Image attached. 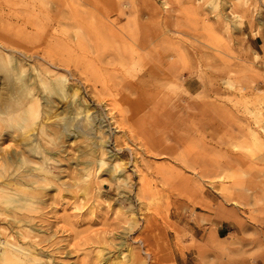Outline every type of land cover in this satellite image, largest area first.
Returning a JSON list of instances; mask_svg holds the SVG:
<instances>
[{
    "label": "rangeland",
    "instance_id": "374dc122",
    "mask_svg": "<svg viewBox=\"0 0 264 264\" xmlns=\"http://www.w3.org/2000/svg\"><path fill=\"white\" fill-rule=\"evenodd\" d=\"M228 1L0 0V50L70 69L71 52L84 50L85 75L72 81L91 109L93 91L106 101L116 153L97 167L83 121L70 126L83 134L66 139L63 159L0 137L25 158H0L4 179L24 182L0 196V264H264V139H251V129L264 136V0L244 12ZM132 51L141 56L131 61ZM2 82L3 70L0 106ZM24 111H0L13 140L37 127Z\"/></svg>",
    "mask_w": 264,
    "mask_h": 264
},
{
    "label": "bare ground",
    "instance_id": "6f19581e",
    "mask_svg": "<svg viewBox=\"0 0 264 264\" xmlns=\"http://www.w3.org/2000/svg\"><path fill=\"white\" fill-rule=\"evenodd\" d=\"M215 3L216 2L214 1V4ZM77 6H79V4ZM246 6H247V0H241L240 6H239L240 10L243 12L246 11ZM199 8H200L199 9L200 11H204L202 10L201 7ZM194 9L196 10V8ZM155 10L156 8H153V11ZM230 11L234 13L236 10L231 7ZM76 49L74 50V52L73 51L71 52L72 59H73L72 60L73 62L71 63L72 69L69 68L68 64L62 62L59 59H57V61L55 62H52L53 60L51 59V61L48 64L39 63V62L32 64V63H27L24 61L27 58H32V54L30 53L28 54L27 52H21V51H18L17 49L9 50V48L7 50L3 48L0 50V72L3 70V78H4V82H2L1 89H6L8 90V92H10V95L7 98V100L3 101L2 103L3 106H0L1 113L4 114L5 116V114L7 113L6 109L8 108V106L22 105L25 108V111L27 114L30 113L31 115L37 118L35 120L37 127H32V125H29L30 128L25 127L24 129L20 130L18 134V136L20 137V140H18V138L17 139L15 138V140H18L19 143L18 142L16 143V141L13 140V134L3 131V129L1 128H0V137L7 138L6 136L8 135L9 137H12L10 141L12 142V146H14V148L15 146L25 144L27 145L29 149L32 148L34 152H37L40 155L46 156V153L48 151H50L48 153H51V151H55L63 159L65 157V155L63 154L66 151L65 149L66 139H68L70 136L76 137L78 135L83 134L81 130H76V129H75V133H71L70 126L75 127L73 125L74 122L83 121L84 123H87L89 125L90 132L88 133L92 134V136H89L87 138H91L90 140H92V138L95 139L92 142L91 141L89 142L93 144L91 146V150L94 153H97V155H99L98 157L96 156V154H94L96 157H98L97 159L98 166L97 165L96 166L100 167L99 165H101L102 167V165L106 164L105 158L114 157L116 154L115 152H112V150L109 148V144L112 141L111 140L112 132L110 130H112L113 127L112 125L110 127L109 122L111 121L106 120L104 116V114L106 113L102 112L104 111L102 107H104V105L106 104V101L101 100L100 95H98L95 91H93L91 97H93L97 101V104L99 107L96 106L97 109L96 108L91 109L90 106H92V103L89 101L86 95H83L82 86H81L83 82H81V84L79 83L81 81L80 78H76L77 82L72 81V76L75 75V73H77L79 76H81L82 74L84 76L85 71H86V69L85 71L84 69L83 71L80 69V65L84 64L82 58H85L86 54H82L81 51L83 49L80 48V45H78ZM12 52H14L15 54H13ZM135 56L137 57L136 59H138V57L141 56V52L137 53L136 51L135 52L132 51V53L129 54L128 57L131 58V61H132L135 58ZM88 58H91V57H88ZM93 64H94V68L96 71L105 72V70L103 71L102 67L97 65L98 61ZM64 68H67V70H64ZM163 72L167 74L166 70H164ZM150 73L155 74L152 68H150ZM10 76L13 77L14 81L12 79H11L12 82L7 80V78L10 79L9 78ZM90 93L91 92L88 89L87 94H90ZM108 118L110 119L111 117H108ZM2 119H5V118L0 116V120ZM260 121H262V118H257L255 122L259 124ZM11 125L12 127H15L14 122H12ZM260 127H261L260 130L264 129V126H260ZM251 130H252L251 136L253 137V138L251 137V139L253 141L258 142L264 139V136L260 134L259 130H255V129L254 130L251 129ZM44 145H46L48 148H44ZM0 153H1V157H0L1 161L4 164H8V163H5L6 160L13 161L14 159H18L21 162L25 161V158L24 159L21 158V155H20V158L17 157L18 152L15 151L11 153L10 150H7V148H5L4 146L0 147ZM91 155L94 156L93 154ZM62 159H57V158L52 159V163L54 165H60V164L64 165L65 163L62 162L63 161ZM91 161H88V164H90ZM2 165L0 163V196L2 194L1 197L7 201V196H10L11 193L13 192L23 193V190H24L23 183L24 182L20 178H17V177L12 178L13 176L11 177L10 175H8L4 179L5 175L1 168ZM116 168H118V166L112 167V169H116ZM36 169L38 171H41L44 177L50 176V177L57 178L58 176V174L55 175L51 172H47L46 169L40 166L36 167ZM63 171L65 170L63 169ZM64 185L66 184H63V186ZM23 206H24V203L22 202V200L18 201L17 207L21 208ZM4 231L6 233V230ZM0 233H3V231ZM17 233L21 234V232H17ZM9 235L11 237H14L12 234L8 233V236ZM2 244L12 249H17V247L11 246L8 243L3 242ZM12 244L16 245L14 241ZM18 251H20V249H18ZM2 256L5 258V260L13 259L12 254L7 250L3 251Z\"/></svg>",
    "mask_w": 264,
    "mask_h": 264
}]
</instances>
